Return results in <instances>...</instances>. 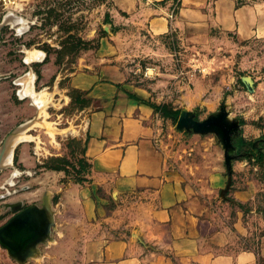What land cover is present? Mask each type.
I'll return each mask as SVG.
<instances>
[{"label": "crops", "instance_id": "obj_1", "mask_svg": "<svg viewBox=\"0 0 264 264\" xmlns=\"http://www.w3.org/2000/svg\"><path fill=\"white\" fill-rule=\"evenodd\" d=\"M110 7L109 38L134 29L179 32L195 45L214 38V28L238 41L264 40V0H112ZM71 82L91 99L77 135L87 171L78 182L58 183L54 206L28 205L47 211L57 244L70 245L84 264H264V154L252 164L226 141L223 127L179 125L184 109L174 99L101 71L76 69ZM206 100L197 104L213 110ZM162 104L179 110L177 120L159 113ZM165 127L185 137L212 134L220 162L209 171L182 167ZM238 128L245 140L264 137V121ZM48 171L59 181L66 176L62 168Z\"/></svg>", "mask_w": 264, "mask_h": 264}, {"label": "rangeland", "instance_id": "obj_2", "mask_svg": "<svg viewBox=\"0 0 264 264\" xmlns=\"http://www.w3.org/2000/svg\"><path fill=\"white\" fill-rule=\"evenodd\" d=\"M111 2L0 0V147L26 124L6 159L9 166L0 169V227L31 203L54 206L58 183L84 179L88 164L77 135L91 99L86 90L72 86L76 69L101 71L103 77L143 87L161 100L174 99L183 117L223 127L226 141L258 164L251 154L263 151V138L246 140L252 141V152L236 143L238 125L264 121V40L238 41L214 28L209 33L214 38L195 45L179 32L154 36L134 29L109 38ZM201 96L215 104L213 110L197 104ZM165 131H171L167 139L182 167L202 164L209 171L208 164L220 162L212 134L185 137L168 127ZM58 168L66 172L60 181L48 171ZM17 201L21 207L12 209ZM69 246L64 250L50 233L35 255L19 261L0 243V264H84L79 254L66 250Z\"/></svg>", "mask_w": 264, "mask_h": 264}, {"label": "water", "instance_id": "obj_3", "mask_svg": "<svg viewBox=\"0 0 264 264\" xmlns=\"http://www.w3.org/2000/svg\"><path fill=\"white\" fill-rule=\"evenodd\" d=\"M178 123H181V125H189L195 128L207 127L210 125V123L208 122H194L189 117H183V114L179 116ZM19 128L21 127H18V129ZM17 130L14 131V133L11 134L5 140L4 144L0 147V169L4 168L1 160L7 154L11 140L17 135ZM227 186H229V182L227 183ZM19 207H21V205L17 207L14 206L12 207V209H18ZM39 222L41 227L36 228L34 224H37ZM44 223H48V225L50 223V218L48 217L47 211H45V209H38L34 206H29L24 210L16 213L14 217H12L4 226L0 227V243L4 247H9L13 250H17L19 249L18 246H20L26 236L34 239L33 242H35V244L38 241H43L45 237L48 236L49 230L47 224L45 226ZM44 235L46 236L43 238ZM35 244L34 248H36Z\"/></svg>", "mask_w": 264, "mask_h": 264}, {"label": "bare ground", "instance_id": "obj_4", "mask_svg": "<svg viewBox=\"0 0 264 264\" xmlns=\"http://www.w3.org/2000/svg\"><path fill=\"white\" fill-rule=\"evenodd\" d=\"M11 16V15H10ZM11 18V17H10ZM14 18V16L12 15V19ZM9 19V18H8ZM10 19V20H12ZM14 20V19H13ZM22 22V21H21ZM20 22V23H21ZM31 90V89H30ZM30 93V92H29ZM31 96V95H30ZM36 96V94H35ZM37 97V96H36ZM26 127V124L22 125L21 128H19L17 130V135L18 133ZM17 135L11 140L10 142V146H9V150L7 152V154L4 156V158L1 160V163L4 165V167H7L9 166V163L8 161H6V159H8L9 155H10V152L13 150V147L15 146L16 142H17ZM21 135V134H20ZM10 160V159H9ZM21 205L20 202H16V203H13L11 207H14V206H19ZM36 216V215H35ZM44 222V221H43ZM48 226V223H44V225ZM36 228H40L41 225H40V222L37 223V224H34ZM39 230V229H38ZM46 235L43 236V238L45 237ZM34 239L30 238V237H27L23 239L22 243L20 244L19 249L17 250H13L9 247H6V249L12 254V256L19 260V261H22L23 259H25L29 254H32L34 251H35V248H34V244L35 242H33ZM38 252V251H37ZM34 254V253H33ZM35 255V254H34ZM34 257V256H32ZM36 257V256H35Z\"/></svg>", "mask_w": 264, "mask_h": 264}, {"label": "trees", "instance_id": "obj_5", "mask_svg": "<svg viewBox=\"0 0 264 264\" xmlns=\"http://www.w3.org/2000/svg\"><path fill=\"white\" fill-rule=\"evenodd\" d=\"M246 0H238V4H242V3H245ZM159 113L164 116V117H169L171 118L172 120H177L178 118V115H179V110H169L167 109L166 105L162 104L159 106ZM240 141L238 143H236L237 145L241 146V147H244L245 148V151H251L252 152V141H246L243 137H240ZM264 139V137H263ZM263 151H259L257 154H251L252 157H255L256 159V162L258 164H261L262 163V158H263Z\"/></svg>", "mask_w": 264, "mask_h": 264}]
</instances>
